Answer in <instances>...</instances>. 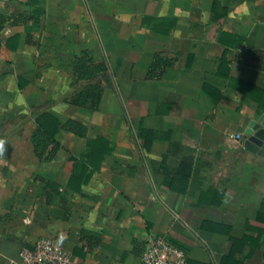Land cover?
<instances>
[{"label":"crops","instance_id":"obj_1","mask_svg":"<svg viewBox=\"0 0 264 264\" xmlns=\"http://www.w3.org/2000/svg\"><path fill=\"white\" fill-rule=\"evenodd\" d=\"M44 9L37 31L0 23V264L41 238L75 262L134 264L150 235L193 264H264V154L242 143L264 115V0ZM84 55L106 74L78 80ZM156 58L169 66L148 80ZM92 86L95 109L70 103ZM39 118L56 145L32 142Z\"/></svg>","mask_w":264,"mask_h":264},{"label":"trees","instance_id":"obj_2","mask_svg":"<svg viewBox=\"0 0 264 264\" xmlns=\"http://www.w3.org/2000/svg\"><path fill=\"white\" fill-rule=\"evenodd\" d=\"M3 8L4 13H0V23L5 19H12L13 23H21L26 32L37 31L40 28L41 18L45 13L44 0H4ZM29 23H31L30 26L28 25ZM168 66L169 63H165L156 58L148 71L147 79H159L161 73L157 70L159 68L166 69ZM73 71L78 80L93 81L97 79L98 76L106 74L107 66L104 62L94 64L91 60L87 59L86 55H84L74 62ZM88 99L90 100V103H87ZM99 99L100 89L97 86H92L80 91L70 103L79 107L95 109L98 105ZM38 123L40 134L36 133L32 138V142L36 144L38 148H40V146L46 147L49 144L56 145L53 135L51 136L48 134L42 118L38 119ZM74 125L76 128L74 130L79 132V134L84 131L83 126L75 122ZM141 139L146 147L151 143V138L146 137V135L144 137L142 136ZM258 220L262 222L264 221V206H262L260 214L258 215Z\"/></svg>","mask_w":264,"mask_h":264},{"label":"built area","instance_id":"obj_3","mask_svg":"<svg viewBox=\"0 0 264 264\" xmlns=\"http://www.w3.org/2000/svg\"><path fill=\"white\" fill-rule=\"evenodd\" d=\"M233 138V137H232ZM236 140L240 136L235 137ZM20 264H86L75 262L71 253L50 239L41 238L32 247L22 248ZM134 264H193L186 251L165 236L150 235L145 249Z\"/></svg>","mask_w":264,"mask_h":264},{"label":"water","instance_id":"obj_4","mask_svg":"<svg viewBox=\"0 0 264 264\" xmlns=\"http://www.w3.org/2000/svg\"><path fill=\"white\" fill-rule=\"evenodd\" d=\"M243 148L254 154H264V115L257 121H251L243 135ZM20 251L7 252V258L20 264Z\"/></svg>","mask_w":264,"mask_h":264}]
</instances>
